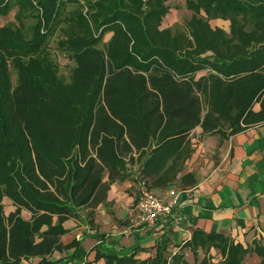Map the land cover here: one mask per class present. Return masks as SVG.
<instances>
[{
    "label": "trees",
    "instance_id": "16d2710c",
    "mask_svg": "<svg viewBox=\"0 0 264 264\" xmlns=\"http://www.w3.org/2000/svg\"><path fill=\"white\" fill-rule=\"evenodd\" d=\"M184 1L190 19L167 26V0H0V17L15 10L0 27V264H264V238L244 248L199 229L183 245L190 259L169 254V222L131 233L128 249L105 233L86 254L61 241L82 212L93 228L116 182L157 196L193 187L195 128L264 123V0ZM219 19L228 31L210 25ZM55 34L67 82L48 47ZM148 229L161 240L138 254Z\"/></svg>",
    "mask_w": 264,
    "mask_h": 264
},
{
    "label": "crops",
    "instance_id": "0c3cea01",
    "mask_svg": "<svg viewBox=\"0 0 264 264\" xmlns=\"http://www.w3.org/2000/svg\"><path fill=\"white\" fill-rule=\"evenodd\" d=\"M201 132L197 127L191 133V142L196 149L185 165V172H193L197 181L183 195L189 197L191 203L183 210L182 225L168 236V253L175 254L181 249L188 259L192 253L183 245L196 229L206 234L223 235L244 248L264 238V123L234 135L202 136ZM104 179L107 181V176ZM136 186L131 179L114 183L107 196L111 202L109 212L99 207L91 229L84 220V212L81 213L83 220L66 221L63 227L69 232L61 238L62 243L80 240L86 254L96 243L94 234L105 233L115 236L113 244L117 249L121 246L131 248L135 244L134 237L122 233L128 227L126 220L135 207ZM165 191H160V195ZM162 234L157 229H148L138 235L137 244L141 250L138 254H155ZM198 254L203 252L199 250ZM209 254L219 253L210 249Z\"/></svg>",
    "mask_w": 264,
    "mask_h": 264
},
{
    "label": "built area",
    "instance_id": "2783aa9c",
    "mask_svg": "<svg viewBox=\"0 0 264 264\" xmlns=\"http://www.w3.org/2000/svg\"><path fill=\"white\" fill-rule=\"evenodd\" d=\"M184 193L185 190L173 188L157 196L140 185L135 207L129 214V225L122 235L154 228L159 223L169 222L174 228H179L185 219L183 210L191 203L189 197L183 196Z\"/></svg>",
    "mask_w": 264,
    "mask_h": 264
},
{
    "label": "rangeland",
    "instance_id": "374dc122",
    "mask_svg": "<svg viewBox=\"0 0 264 264\" xmlns=\"http://www.w3.org/2000/svg\"><path fill=\"white\" fill-rule=\"evenodd\" d=\"M167 4H169L170 7L172 8V13L168 14V16L165 19V23H166L167 26H171V25H174V24L183 25L184 21L190 19L191 15H192V12L186 10L185 1L184 0H167ZM173 9H175V10H173ZM14 15H15V10L11 11L9 13V15H7L6 17H0V27L6 25L10 21H14ZM33 22H34L33 20L29 21V19H26L24 21L25 26H26V29L24 31V35H25L26 38H29V36H31V31H29V24H32ZM210 25L213 28L219 27V28L224 29L225 31H228V29H229V22L223 21V20H220V19L219 20L210 21ZM57 40H58V35L57 34H55L54 36L50 37L49 40H48L49 41L48 42V47H49V50L51 52L52 58L58 64V70H59L60 75L67 82L69 80L70 70L72 68V62L69 61L67 59V57H65L64 54L58 49ZM225 130H228L227 125L225 126ZM198 139H199V137H197V140ZM202 139L203 138H200L199 141H202ZM195 149L196 148H194V150ZM212 158L216 159L215 155H213ZM137 187L138 186H136V189H138ZM136 189H135V191H136ZM108 208H110V207H107L105 209H106V211L109 212ZM22 216L23 217H28V214L26 212H24V213H22ZM126 221L129 222V218ZM246 259L247 260H245L243 264H259L258 258L256 259V258L248 257Z\"/></svg>",
    "mask_w": 264,
    "mask_h": 264
}]
</instances>
